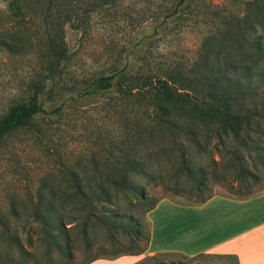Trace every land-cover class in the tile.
I'll return each mask as SVG.
<instances>
[{
  "label": "rangeland",
  "instance_id": "1",
  "mask_svg": "<svg viewBox=\"0 0 264 264\" xmlns=\"http://www.w3.org/2000/svg\"><path fill=\"white\" fill-rule=\"evenodd\" d=\"M177 1L24 0L21 11L0 13V120L12 104L29 95L33 83L46 76L49 78L40 99L48 110L64 103L61 111L38 117L31 127L8 135L0 143V233L2 225L11 222L21 227L26 241L33 233L31 209L37 191L71 170L106 181L114 198L105 209L108 213L118 211L122 217H139L144 223L139 243L146 247L150 234L147 209L162 198L196 203L217 193L243 197L264 190V164L255 152L249 154L248 167L260 177L247 193L246 188L239 190L241 176L217 150L198 154L196 160L206 167L208 182L202 190L194 188L192 179L179 174L172 162V139L150 122L152 104L142 96L139 99L121 92L117 86L84 97H78L77 92L72 96L59 94L61 89L71 92L97 75L112 73L128 60L134 69L150 75L173 76L180 66L191 69L203 42L213 41V33L221 38L223 53L238 62L243 57L247 64L258 62L264 71V0H192L182 17L167 18ZM0 5L5 7V2L0 0ZM58 30L65 37L70 58L60 63L61 74L54 80L49 67L54 66L55 59L49 48ZM259 40L262 49L256 52L250 43L255 45ZM261 108L263 117L255 122L258 126L251 139L264 142ZM220 141L215 138L212 146ZM125 159L140 161L146 173L123 168ZM124 173L133 178L135 191L119 189L116 180ZM68 206L72 215L77 205L70 200ZM13 208L18 212L12 213ZM111 237L127 244L129 233L121 227L109 231L96 225L91 238L97 244L87 252L81 250V241L75 260L67 264L97 254L99 258H112L110 253L118 246L110 244ZM6 248L0 235L3 256L7 255ZM48 252L47 244L38 242L28 258L22 260L13 250L11 257L19 258L1 264L65 263L56 252L51 254L52 260L48 259ZM149 256L140 254L135 264H152L146 261ZM160 258L176 264H237L235 257L217 254L187 256L173 252Z\"/></svg>",
  "mask_w": 264,
  "mask_h": 264
},
{
  "label": "trees",
  "instance_id": "2",
  "mask_svg": "<svg viewBox=\"0 0 264 264\" xmlns=\"http://www.w3.org/2000/svg\"><path fill=\"white\" fill-rule=\"evenodd\" d=\"M3 1L5 7L0 5V13L6 10L17 12L24 7V0ZM191 1L178 0L173 11L167 14V18L174 15L182 17ZM248 4L249 7L253 5L252 2ZM212 37L214 39L211 43L203 42L193 68L180 66L173 76H166L163 73L145 74L140 69H134V65L128 60L122 68L112 73L97 75L71 92L65 93L61 89L59 94L72 96L77 92L78 97H84L110 91L117 86L121 92L130 93L139 99L142 96L150 100L152 104L150 122L157 124L159 131L162 130L170 135L173 144L170 150L173 154L172 162L176 165L179 174L184 173L192 179L194 188L202 190L208 182L206 167L198 165L196 160L198 154L217 150L220 158L224 159L227 156L229 167L241 176L239 190L246 188L247 193H250L252 182H255L260 175L248 167L249 154L255 152L264 164V142L251 139L253 132H256L255 127L258 126L254 125L255 122L263 117L261 107L264 108V71L258 62H253L254 65L247 64V61H244L246 57H243L241 62L233 60L230 54L223 53L221 38L216 36V33H213ZM52 41L49 52H52L55 60L54 66L49 68L51 78L55 80L57 75L61 74L60 63L68 60L70 55L61 30L56 32ZM250 44L254 46L256 52L262 49L261 40L255 45ZM255 77H258L256 85ZM48 78L46 76L33 83L29 95L12 104L2 117L0 143L8 135L31 127L38 117L59 112L64 108L63 103L48 110L40 99ZM146 94H150L149 98ZM215 138L221 141L212 146ZM220 145L222 146L219 147ZM121 163L127 170L146 173L140 161L125 159ZM116 182L119 183L121 190L135 191L133 178L128 173H124ZM176 185H178L177 179ZM62 186H68L70 190ZM238 192L244 194L246 190ZM142 196L145 197V194ZM210 196L201 197L195 202H204ZM113 198L114 195L107 188L106 181L99 177L82 175L77 170H71L63 178H55L49 185L39 188L36 193L31 209L34 218V224L31 226L33 233L31 232L26 241L22 237L20 226L11 222L2 225L0 235L4 238L8 251L6 256L0 252V264L12 258V260L19 257L22 260L28 258L34 254L38 242L47 244L48 259L52 260L51 254L56 252L58 258L65 262L64 264L73 262L76 247L80 246L78 244L81 241L83 243L81 250L87 252L97 244L91 238V230L96 225L104 226L109 231L115 227L128 230L127 244L121 239L111 237L110 244L118 246L116 251L110 253L112 258L125 254L144 253L147 247L139 243L144 235L143 221L134 215L122 217L118 211L108 213L105 207L113 202ZM70 200L77 205L72 215L68 210ZM156 204L157 202L149 207L147 212ZM16 212L17 209L13 208L12 213ZM13 250L19 253L18 258L9 254ZM169 253L173 252L157 253L149 256L146 261H151L152 264H176L174 261L166 262L160 258ZM98 258V254L91 255L74 264H89Z\"/></svg>",
  "mask_w": 264,
  "mask_h": 264
},
{
  "label": "crops",
  "instance_id": "3",
  "mask_svg": "<svg viewBox=\"0 0 264 264\" xmlns=\"http://www.w3.org/2000/svg\"><path fill=\"white\" fill-rule=\"evenodd\" d=\"M148 220L147 255H231L239 264H264V190L243 197L217 193L201 203L165 197L148 212ZM139 258L125 254L89 264H135Z\"/></svg>",
  "mask_w": 264,
  "mask_h": 264
}]
</instances>
